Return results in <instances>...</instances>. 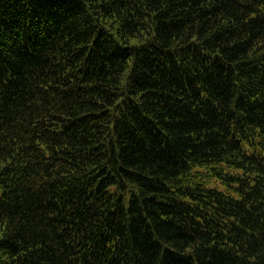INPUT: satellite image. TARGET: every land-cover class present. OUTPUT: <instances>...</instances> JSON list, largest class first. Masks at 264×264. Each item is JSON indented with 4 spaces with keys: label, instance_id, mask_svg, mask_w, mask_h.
Returning a JSON list of instances; mask_svg holds the SVG:
<instances>
[{
    "label": "trees",
    "instance_id": "trees-1",
    "mask_svg": "<svg viewBox=\"0 0 264 264\" xmlns=\"http://www.w3.org/2000/svg\"><path fill=\"white\" fill-rule=\"evenodd\" d=\"M0 264H264V0H0Z\"/></svg>",
    "mask_w": 264,
    "mask_h": 264
}]
</instances>
